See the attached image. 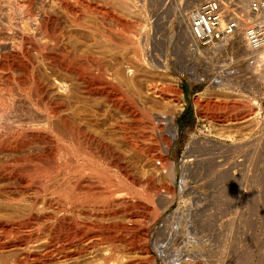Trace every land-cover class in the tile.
Wrapping results in <instances>:
<instances>
[{
  "label": "rangeland",
  "instance_id": "obj_1",
  "mask_svg": "<svg viewBox=\"0 0 264 264\" xmlns=\"http://www.w3.org/2000/svg\"><path fill=\"white\" fill-rule=\"evenodd\" d=\"M33 1L34 4L36 3L38 5L39 3L37 2L41 0H33ZM88 1L91 2L93 5L95 4V6L108 9L109 15L102 16L99 10L96 11L94 10L93 12L90 13L91 18L89 17L90 21L94 26L93 29H89V30L86 29V31L85 29L84 31L80 30L78 34L76 33L74 35L69 32L77 28L73 27L72 25L70 26L68 19L65 17L64 13H62L61 9H59L57 14L60 20L59 19L56 20L55 25L56 27H58V29L62 30L63 33L62 34L63 43L61 45H64L62 47L64 50L62 48L61 49L64 52L65 49L66 52H68L69 49L68 53H70L71 50H73L74 48L73 46L76 38V40H78V45L76 44L75 48H78L77 49L79 50L78 52L81 53L83 51L82 54H86L87 52V54L89 53L92 56H94V59L95 58L101 60L104 59V62L106 63L105 65L107 69H109L108 71L110 73H114V72H115L114 74H116L117 72L120 73L121 70L124 68L123 72L126 70L125 71L126 73L124 72L122 74L121 72L119 74L120 76L117 75V77L119 76L121 78L122 76L123 77L125 76L124 81L126 79L128 80L126 81L127 84L121 85L126 88L124 87L121 88V86L119 87L120 89L125 90V91L122 90V93L125 98L133 94L134 91L139 90V88L136 89L137 87L135 85H134L135 87L131 85L134 84L133 82L137 79L141 78V80L143 81V85H145L147 81L150 82L153 79H154L153 81H156L155 80L156 78L157 81L164 82L163 81L164 79L165 82L167 81L166 83H168L169 81L168 83L169 90L167 91L168 94L166 93V95L176 98L177 105L180 104L179 106L174 105L175 107H173L174 115H175L174 122L178 128V137L173 145L172 158L176 161V165L179 170L177 171V174L178 173L180 174L181 160L183 158L186 144L189 143V145L191 144V146L192 145L194 146L191 149H189L191 150V153L193 149L194 151L192 153L193 155L186 156V159L193 158V160L188 161L189 163L186 171L187 174L186 199L184 198L176 199L171 204L169 209H167V211L165 212L163 210L164 207H160V206L158 207V210L160 209L159 210L160 213L163 212L164 215L167 214L170 217H172V221H170L171 223L167 222L166 224L165 223L163 224L162 222H154L155 220L150 218L151 216L149 211L137 205V208L134 207L133 210L131 209L128 211L120 212L112 216L110 215L111 217L109 216L107 219L105 218L106 220L105 219L101 220L100 221L101 224L102 223L103 224L106 223V225L123 224L126 226H137L141 229L146 228L145 229V231L147 230L146 233L144 230H143L144 232L142 233L146 234L148 236L147 237L148 239L151 237L152 240L153 238L154 246L152 247L151 243H149L147 245L148 246L147 249L149 250L150 254L154 255V258L156 257L155 258L156 264H197V263L198 264H264V98L261 92V88L258 90L256 88V86L258 87L259 85L253 87V89H256L257 91L255 90L253 93L249 95V96L254 95L255 98L254 97L253 98L258 102L257 104L252 97L243 98V97L231 96V93L226 94L218 89L209 88L208 85H212L211 79L205 78L201 82H194L190 79L189 75L187 74V70L186 72L183 73L180 72L172 61L173 59H175V57H172L174 56L173 53L169 56L170 71L164 73L163 71L158 72L157 69L151 68L152 66L149 63L150 61L148 58H146L147 55L145 53L143 55V52H146L144 49L145 46L143 44H142L143 52L141 51V49L140 52H142V56H144V58L141 56L142 57L141 60L137 61L135 58L132 57L133 50L137 48V46H140V44H138L139 39L136 40L137 43L136 44L134 40L130 38L131 40H133L131 42V40L128 38L129 34L127 32L125 33L124 31V27L122 25H118L119 24L118 21L114 20V18H111L110 16V14L112 13L111 15H114L113 17H116L118 20L125 22L127 21L132 23H138L139 21H143L145 24L143 29H146L145 31H146L147 45L149 44L148 46H150V48L152 46H155L156 48H158L159 46H160L159 48L167 47L168 50L170 51V49L174 50V48L180 49L182 47V45L180 46L182 41V36L179 34V30H180L179 28L183 25V23L182 21L179 20H182L184 16L187 17L188 16L187 13L189 12V10L199 0H189V1L188 0H131V1L126 0L127 2L125 4L128 6V8L124 6V10L126 11V13H124L125 12L124 10H123L124 12L120 11L117 5L114 3V1L111 0L110 1L88 0ZM41 3L43 2L41 1ZM75 3L82 10L84 9V7L79 2H75ZM2 4L3 2L0 3V10H2L3 7L5 9L0 11V17L2 13L5 12L6 8H8L6 3H4L3 6L1 7ZM47 5L49 6L50 2H48ZM129 8L130 11L131 10L133 11L130 12ZM184 21L186 20H183V22ZM0 26L2 27L1 18H0ZM165 26L168 28H166ZM33 27L36 28L35 25H32V28ZM101 27L104 28V31L106 33V36L104 37H102L99 32L102 29ZM34 28L32 30L31 29L27 30V35L30 33L28 37L31 36L30 38H32L30 39L31 41L29 40L31 42V45L33 44L36 45V47L37 46L40 47L41 46L40 44L43 43L49 44V41L47 39L48 35L46 34V32L42 28L40 29L39 28L34 29ZM172 34L174 37L172 36ZM135 35L137 37V34ZM71 36L74 38L72 39ZM138 36H139L138 38L142 37L141 34L140 35L138 34ZM136 37L135 39H137ZM66 38H68V40H66ZM170 40L172 41L171 44H170L171 42ZM29 41L25 42L24 40L21 39L19 34L12 33L11 31L6 30L5 28H0V44H1L0 45L1 46L0 75L2 76L0 80V87L1 90L3 89L2 91L4 95H6L10 89L11 91L13 90L14 92H19V90L24 86L23 84L25 83V79L28 77H27L26 69L16 66L15 64L13 65L12 62L14 63V59L12 58L11 55L7 54V52L5 53L6 50L3 51L2 47L10 46L11 42L12 43L14 42L13 45H15V47L13 51L16 50L15 52L18 53V55L21 54L20 57L23 58L24 55H22L23 52L22 50L25 49V47L26 49H29V47H31ZM33 45L31 48H33ZM36 47L34 46L33 50L29 49L30 51L28 52L29 53L31 52L30 57L31 59H33L32 62L33 63L35 62L34 63L35 72H38L36 74L38 75L39 78H41L43 77L42 75H44L43 71L46 70L45 58L41 57L43 56L42 54L37 53L38 51L36 49L38 48ZM79 48L82 50L81 52ZM5 55H9V56H5ZM91 55H84L85 59L82 60L81 58L79 61L81 60L87 61L86 58H92L90 57ZM100 55L103 59L99 57ZM143 59H146L149 62ZM127 68L128 70L132 71V72L130 71V74ZM116 69L117 70L119 69V71H117ZM112 70L114 71L112 72ZM9 76L10 77L13 76V77L10 78ZM123 77L121 79H123ZM9 78L10 79L13 78V80H9ZM20 80L24 82H21ZM132 80H134L132 83H128L131 82ZM21 85L23 86L20 87ZM127 85L128 86L131 85V88L127 87ZM10 86L11 88H9ZM127 88L132 90H128ZM143 89L144 88L140 90L142 95H144ZM206 89L211 91H208L209 93H207ZM171 90L173 91V93ZM126 91L128 93L124 94V92ZM130 91L133 92L131 93ZM201 91L202 92L205 91L204 92L205 97L198 94ZM205 93L208 96H206ZM134 94L133 95L136 97L135 92ZM197 95L203 98L201 99ZM134 96L132 97L133 100L131 99V101L135 100ZM207 97L209 100L207 99ZM93 98L96 97H91L89 101L84 102L85 104L83 102L79 103L80 108L86 107L85 110L83 108L79 109L78 111L79 114L77 115V117L80 118V119L77 118V121L80 120L79 122L84 125L82 126V128L84 127L83 131L86 135L82 134L81 131L79 133H74L75 137L73 136L74 139L71 140L72 144L75 147L79 148V150L81 151L83 150L82 146H88L91 147L92 149H96L97 148L96 146L100 142L108 144L111 146L114 153L117 152V154L121 155L119 162L122 167H119L116 163L104 157H100L101 159L100 158L94 159L90 157L89 162L87 163V169L84 170L83 173L82 171L75 173V177L79 178V174L82 173L84 176L80 175V178L83 180V184L80 185L84 187L88 186V189H90L89 192L91 193H89L90 195L88 193L85 194L84 196L86 198H84L82 194L80 195L78 193L80 197L77 196V199L76 198L75 199L79 201L78 198H81L80 199L81 201L79 202L77 201V203H75V207H73L74 210L72 209L71 214L70 212H66L64 216L67 217L74 216L72 218L76 217L75 219L77 221H81L80 219L84 220L85 218L81 217L80 215L82 212L81 210L83 209L80 203L81 202L83 203V201L89 199V197H90L89 201H91L92 193L95 194L96 192L98 193L102 191L111 192V193L113 192L112 193L113 194L112 197H113L116 194V191L120 190L122 193H124V195L120 198V200L123 199L129 202L138 201L137 202L138 204H142V205L146 204V206L148 204L147 207L149 208L151 207L152 210L154 208L153 204H155L156 202H153V204L150 201H149L150 203L148 202L147 200L148 198L146 195L147 191L145 188L144 181H146L149 178L152 184L156 186H160L162 183H164V181L166 182L168 180H165L164 177L158 175L157 170L154 169V167H152L153 165H149L150 162L147 163L146 160H144L145 158L143 159V154L141 152L133 151L129 143L124 141L122 137V133L125 132V134L127 133L128 135H131V137L134 136L133 141H137L136 139H138L137 142L139 143L143 142L142 144H144V142H146L145 144L147 145L149 142L154 146L156 145L157 147L158 146L160 147L161 146L159 144L160 141H158V138L156 137L155 134L156 131L152 130V132H154L155 134L154 141L145 140L143 138L144 135L149 133L151 129L146 128L145 126L142 127L141 124L140 126H138V124L135 125L134 122L136 121L137 118L134 117L132 113H130L127 110H123V111L120 110L119 112L118 111L119 109L113 108L111 106L108 107L109 109L106 108L105 110V107H103L104 109H102V107L98 105L99 104L98 100L97 99L94 100ZM136 98L138 99V97ZM129 99L127 101H130ZM137 99L135 100V103L137 102ZM150 99L151 97L149 98V100ZM153 99H151L153 100L152 102H154L156 98ZM150 101H147L146 103L147 104L151 103ZM157 101L158 100L156 99L155 102ZM139 102H137L138 104L136 103V109L137 112L140 115H143L144 117L141 116L140 118L139 117L138 118L139 119L144 118L143 120L145 121L148 119V117L144 113L143 111L144 109L142 108V106H140L141 104ZM155 102L152 104L153 105L157 104ZM158 103L159 105L158 104H157L158 106L155 105V108L161 107V103L159 101ZM224 105L226 106V108ZM214 106H216V110L213 108ZM221 106L222 107L224 106L223 109L221 108ZM202 107H204L205 109ZM140 108H142V111H140L141 110ZM90 111L92 113H90ZM81 112L83 113L85 112V113L83 114ZM142 112L143 114H141ZM97 114L99 115V117H97ZM104 116H106V119L104 118ZM95 117H97L99 121L104 119L103 122L105 121L106 123L103 125L101 124L99 126L98 125L96 126L95 122H92L94 121L93 118ZM227 117L236 119L235 120L236 123L234 125H226V123H224L223 120L225 118L227 119ZM89 121L90 123H88ZM117 121L119 122L121 121L120 123L123 122L122 123L123 125L125 124L123 126V128H125L124 130H122L123 128L120 129V127H116V125H111L112 124L111 122L115 124V122ZM219 122L221 123L219 124ZM105 127L106 129H104ZM227 132L229 134L230 132H232L231 135L233 136L231 140L230 137L224 136V134L225 135L228 134ZM88 136L91 137V139ZM205 156L208 157L206 158L207 160L203 158ZM209 156H210V160L214 159V162L212 164L213 168L211 166L212 162L210 163L209 161ZM198 158H200L199 159L200 162L195 161L196 159L198 160ZM201 160L203 161L205 160L204 162L206 163V166L205 163H203V161L201 162ZM23 165L27 167L31 166V164L29 165L28 163L27 165L26 164ZM214 166H216V170L218 171L214 169ZM213 169L217 173H215V171L213 172ZM208 172H210L209 173L210 175L208 174ZM214 174L218 176H215ZM178 175L177 177L179 179ZM137 180H139L141 183ZM135 181H137L138 184ZM213 181L215 182V184ZM81 191H85V189H82ZM76 192H78V190H76ZM161 202L164 203L163 201ZM93 203L94 204L96 203L95 206L98 205V201ZM93 203L91 204L92 207L94 205ZM100 203L101 204L98 205L99 207L94 206L98 210L99 208L106 207L105 201ZM167 204L165 202V205ZM101 205L104 206L102 207ZM83 210H86V208H84ZM131 212L134 213L133 216L135 214L136 215L134 217L130 216ZM66 224L67 223H65L64 225L63 222L62 229L65 230L64 226H66ZM99 234H100L99 230L90 229L88 231V234L84 236L85 238L83 237L84 239H79L78 237L74 238L77 242L74 243L75 240H73L72 245L69 248V251L72 250L71 247L73 248V250L79 249L80 247H81L80 249L83 250L77 254L80 256L76 255L77 257L73 259H69L70 260V261L68 260L69 264L70 263L71 264H108L111 263L112 261L114 262V259L115 260L118 259L120 261L122 260L121 261L122 264H125L124 262L126 261L127 264L130 263L131 261L133 262V264H149L148 262H150V258L148 257L149 256L148 252H146L148 250H146V248L144 247L145 242L144 243L142 242L143 244L141 242L139 244L138 242L132 245V243L129 244L126 241L121 242V240L115 239V242L113 241L114 242L113 244L112 241H108L110 240L109 238H104L102 236V233L100 235ZM149 235L151 236L149 237ZM86 236L88 238L87 242L85 241ZM124 237L127 238L128 235L126 234L120 239L122 238L124 239ZM140 237L143 236L141 235ZM77 239L83 240L81 241L83 243L82 244L79 243V240ZM104 248L105 249L109 248L110 253L114 251L112 255L109 253V255L105 257L106 259L105 261H103L104 258H101L102 256H104V254H102L104 252L103 250H105ZM81 253H83V255ZM122 255H124L123 258L125 259L120 258V256L122 257ZM99 257L102 260L99 259ZM107 258L109 260H107ZM117 261H115V263ZM118 262L117 264H121V262L119 263Z\"/></svg>",
  "mask_w": 264,
  "mask_h": 264
},
{
  "label": "bare ground",
  "instance_id": "obj_2",
  "mask_svg": "<svg viewBox=\"0 0 264 264\" xmlns=\"http://www.w3.org/2000/svg\"><path fill=\"white\" fill-rule=\"evenodd\" d=\"M41 1L43 3H41ZM41 1L37 2L39 3L37 5L36 3L34 4L33 0H0V3L1 2H3V4L6 3V5L8 6V8H6L5 12H3L0 17L1 25H2V27L0 26V28H5L6 30L11 31L12 33L19 34L22 40H24L25 42H28L32 38H30L31 36L28 37L30 33L27 35V30L31 29L32 25H35L37 29L42 28L46 32V34L48 35L46 36L48 37L47 39L49 41V44L46 43L47 44L46 45L43 43V44H40L41 46L39 45L40 47L38 46L36 47V45L32 44L33 48H31L32 47L31 42H30L31 40L29 41V44L31 45L29 49L33 50L35 46L36 48H38L36 49L38 52L37 51L36 52L42 54L43 56L41 57L45 58L46 70L43 71L44 75H42L43 77L41 78H39L38 75L36 74L38 72H35V69H34L35 62L34 63L32 62L33 59H31L30 57L31 52L30 53L28 52L30 51L29 49H26V47L23 50L21 49L23 51L22 55H24L25 57V58L23 57L24 58L23 59L22 57H20L21 55L20 53H19L20 55H18V53L15 52L16 50L13 51L15 47V45H13L14 42L13 43L11 42L10 46L2 47L3 51L6 50L5 53L7 52V54L11 55L12 58L14 59V63L12 62L13 65L15 64L16 66L26 69L28 78H26L27 80L25 79L24 84L22 83L24 86L23 85L20 86V87L22 86L23 87L19 90V92H14L13 90L11 91L10 89L9 92H7V94L5 93L6 95H4L2 91L3 89L1 90V87H0V264H55V263L69 264L68 260L73 259L77 256H80L77 254L83 250V249H80L81 247L75 250H73V248L71 247L72 250L70 249L71 251H69V248L72 245L73 240H75L74 238L78 237L79 239H84L85 238L84 236L88 234V231L90 229L99 230L100 234L102 233V236L104 238H109L110 240L108 239L107 240L112 241V242L113 241L115 242V239L121 240V242L126 241L129 244L132 243V245L138 242L139 244L140 242L141 243L145 242L144 247L146 248V250H148L147 245L151 243L153 247L154 241H153V238L151 240V237H150L151 235H149L150 238L148 239L147 238L148 236L142 233L145 231L146 228L141 229L137 226H126L123 224H114V225L107 224L106 225L105 222H104L105 224L103 223L101 224L100 221L105 218L107 219L110 215L112 216V215L118 214L123 211H128L131 209L133 210L134 207L137 208V205H139V207L141 206L143 209L149 211L150 216H151L150 218L154 219L155 220L154 222H162L163 224L164 223L166 224L167 222L172 221V217H170L167 214L164 215L163 212L160 213L159 212L160 209L158 210V207L159 206L164 207L165 209L163 208V210L165 212L167 211V209H169L171 204L176 199H181V198L186 199V175H187L186 171L188 168V163H189L188 161L193 160V158H189V157H188L189 159H186V156L193 155L192 154L194 152L193 149H192V153H191V150L189 149H191L194 146L193 145L191 146V144L189 145V143L186 144L183 158L181 160L180 174L178 173L179 174L178 175L177 171L179 170L177 168L176 161L172 158L173 145L178 137V128L174 122L175 115H174V108H173L177 105V103H176V98L166 95L167 91L169 90V86H168L169 81L168 83H166L167 81L165 82V79H164L163 80L165 82L164 83L162 81H157V78L155 79L156 81H153L154 79L152 78L153 80L148 82L145 79L147 83L143 85V81L140 78L135 81L132 80L131 82H128V83H132L134 81L133 82L134 84H131V85H133V87L136 86L137 87L136 89L139 88V90L137 91L133 90L136 93V97H138V99L134 96L135 94L133 91L132 92L134 95L133 94L131 95L135 97L134 98L135 100L137 99V102L140 101L139 102L141 104L140 106H142V108L144 109L143 110L144 113L148 117V119L145 121L143 120L144 118L139 119L141 116L142 117L144 116L140 115L137 112V109H136L137 102L135 103V100L131 101V99L133 100L132 98L133 96L130 95L131 91L129 92V95L131 97L128 95L130 99L129 97H126L130 101H127L128 99H126L122 93V90L124 89L119 88L121 85L127 84L126 81L128 80L126 79L124 81L125 76L123 77L121 75L123 79H121L122 77L121 78L119 77L120 76L119 74L121 72L123 74L126 70L123 72V69H124L123 68L120 73L118 72L116 74H114L115 72L110 73L101 55L99 57H101L103 60L97 59V58L94 59V56H92L89 53L87 54V52L86 54H82L83 51L80 48H79L80 52L81 51L82 52L81 53L78 52L79 51L77 50L78 48H75V45L76 44L78 45V40H76V38L74 41L73 50H71V52L68 53L69 49H68V52H66V49H65V52H64L63 51L64 49L62 48L64 45H61L63 43L62 42L63 41L62 30L58 29V27H56L55 25L56 20L59 19L57 12L59 9H61L62 13H64L65 17L68 19L70 26L72 25L73 27H76L77 29H79L77 30L74 28L75 30H71L69 32L75 35L76 33L78 34L80 30L84 31L85 29L86 31V29L87 30L93 29L94 26L92 22L90 21L91 12H93L94 10L95 11L99 10L102 16L109 15L108 9L95 6V4L93 5L88 0H77V1L76 0H41ZM111 1H114L118 9L122 12L125 11L124 6L128 8V6L125 4L128 0L127 1L126 0H111ZM45 2L47 3L50 2V5L48 6L47 3ZM75 2H79L84 7V9L82 10L79 6H77ZM3 4L1 5V7L3 6ZM3 9L5 8L3 7ZM129 11H130V8H129ZM124 13H126V11ZM111 14H110L111 18H114V20L118 21L119 23V24L117 23L118 25H122L124 27L125 33L127 32L129 34L128 35L129 39L130 38L133 39L135 43H136V40L139 39L138 44H140L141 48L140 46H137V48H135L134 50L132 49L133 58H135L137 61H140L142 57L144 58V56H142V52H143L142 44H143L145 46L144 49L146 51V52H143V55L145 53L147 55L146 58H148L150 62L147 61L146 59H143V60H146L147 62H149L150 65L152 66L151 67L152 69L155 68L158 70V72L163 71V73L170 71V66H169L170 57L169 56L173 53L174 56L172 57H175V59L172 58L173 59L172 61L174 65L176 66V68L180 72L186 71L185 37H186L188 29L186 26V21L183 22V20H186V16H184L182 20H179V21H182L183 23L182 25L183 27L181 26L179 28L180 29L179 34L182 36V41H181L180 46L182 45V47L180 49L178 48L177 49L174 48V50L170 49L169 51L167 47H163L164 45L161 46L163 48H159L160 46L158 48H156L155 46H152L150 48V46H148L149 44L147 45L146 31H145L146 29H143L145 26L143 21H139L138 23L120 21L116 17H113L114 15H111ZM99 32L102 37L106 36L104 28H102L101 31ZM135 34H137V37ZM138 34L139 35L141 34L142 37L138 38L139 37ZM72 36L71 38L73 39L74 37ZM135 37L137 39H135ZM66 40H68V38H66ZM133 40H131V42ZM171 43L172 41L170 42V44ZM23 48H24V45H23ZM140 49L142 52H140ZM9 55H5V56H9ZM84 55H91L90 57L92 58H86L87 61H82L85 59ZM81 58L82 60L79 61ZM256 58H257L256 61L258 65H262V62H264V50L263 49L257 52ZM119 69L118 70L116 69V70L119 71ZM113 71L114 70H112V72ZM128 71L130 74L131 70H128ZM117 75L119 76L117 77ZM1 77L2 76L0 75V80H1ZM10 78L9 80H13V78L12 79ZM194 79L196 80L199 78L194 77ZM21 82H24V81H21ZM131 85L129 86L127 85V87L131 88ZM208 86L209 88L218 89L221 92H224L226 94L231 93V96H237L234 93L230 92L229 90L224 89L223 87H220L219 85L217 88L212 87L210 85ZM123 87L124 86H121V88ZM9 88H11V86ZM142 88H144L143 89L144 95H142L140 91L142 90ZM128 90H132V89H128ZM208 91H211V90H207V93H209ZM201 92H199L198 94L201 96H204L205 91H203L202 93ZM125 93L127 94L128 92L126 91L124 92V94ZM206 96L208 95L206 94ZM91 97H96L93 99L98 100L99 104L98 103L97 104L100 105L102 109H104L103 107H105V110H106V108L111 106L113 108L119 109L118 110L119 112L120 110L129 111L130 113H132V115H134V117L137 118V119L135 118L136 119V121L134 122L135 125L138 124V126H140L141 124L142 127L145 126L146 128L151 129L149 133L144 135L143 138L145 140L154 141L155 140L154 137L156 134L158 141H160L159 143L161 145L160 147L159 146L157 147L156 145L154 146L150 144L149 142L148 144L150 145L148 144L146 145L145 144L146 142H144L145 144L144 145L142 144L143 142H140V143L137 142L138 139H136L137 141H133L134 136L131 137V135H128L127 133L125 134V132L122 133V137L124 141L129 143L133 151L141 152L143 154V159L145 158L144 160H146L147 163L150 162L149 165H153L152 167H154V169L157 170L158 175H161L162 177L165 178V180H168L166 182L164 181V183H162L161 185L159 184L160 186H156L152 184L149 178L146 181H144L145 188L147 191L146 195L148 198L147 199L148 202L150 201L152 204L153 202H156L155 204H153L154 208L152 207L153 208L152 210H151V207L150 208L147 207L148 204L147 206L146 204H144L145 205L144 207V205L138 204L137 203L138 201L129 202L123 199L120 200V198L124 195V193H122L120 190L119 191L115 190L116 194L113 197H112L113 192L111 193V192L102 191L98 193L96 192L95 194L92 193L91 201H89L90 197L89 199L84 200L85 202L82 200L83 203L82 202L80 203L81 207H83V209L86 208V210L82 209L81 210L82 212L80 215L81 217L85 218L84 220L79 218L81 221H77L75 219L76 217L72 218L74 216L72 217L64 216L66 212H70L71 214L72 209L74 210L73 207H75V203H77L78 201L76 200L77 196L80 197L79 194L80 195L82 194L84 196L87 193L88 194L91 193L89 192L90 189H88V186L84 187L80 185V184H83V180L80 178V175H83L82 174L83 171L87 169V163L89 162L90 157L94 159L104 157L116 163L119 167H122L119 162L121 155L117 154V152L114 153L111 146L108 144H105L99 141L100 143L96 146L97 150L92 149L91 147H88V146H82L83 148L82 151L72 144L71 140L74 139L73 138L74 133H79L81 131L82 134H85L83 131L84 127L82 128V126L84 125L79 122L80 120L77 121V118H78L77 115L79 114L78 112L79 109L83 108L85 110L86 107L80 108L79 103L81 102L84 103L85 101H89ZM148 97L149 98L151 97V99L156 98L161 103V107L155 108V105L156 106L159 105L158 101L155 102L156 101L155 99L154 102L157 103L158 105L157 104L153 105L152 103L154 102L152 101L154 99L153 100L150 99L151 100L150 101ZM198 97L201 98L200 96ZM147 101H150L151 103H148L149 104L148 105L146 103ZM207 104H208V101H207ZM223 107L221 106L222 109ZM142 108H140L141 109L140 111H142ZM213 108L216 110V106H214ZM90 113L92 112L90 111ZM141 114H143V112ZM97 117H99L98 114H97ZM97 117L93 118L94 121H92V122H95L96 126L97 125L99 126L101 124L103 125L106 123L105 121L103 122L104 119L99 121ZM104 118L106 119V116H104ZM140 120H142L143 122ZM235 120L236 119L234 118L227 117V119L225 118L223 121L224 123H226V125H234L236 123ZM113 122H111L112 123L111 125H116V127H120V129L123 128V126L125 125V124L124 125L122 124L123 122L120 123L121 121L120 122L117 121L115 122V124H113ZM88 123H90V121ZM220 123L221 122H219V124ZM104 129H106V127ZM124 129L125 128H123L122 130ZM152 130L156 131V133L154 134ZM231 133L232 132H230V134L229 133L226 135L224 134V136L230 137V140H231L233 136L231 135ZM89 138L91 139V137ZM186 147H187V150H186ZM203 158L206 159L208 157L205 156ZM199 159L200 158H198V160L196 159L195 161L200 162ZM202 161L203 160H201V162ZM204 161L203 163H205ZM209 161L210 163L212 162L211 166L213 168L212 164L214 162V159L210 160V156H209ZM27 163L29 165L31 164V166L27 167L23 165V164L27 165ZM205 166H206V163H205ZM216 166H214L215 170H216ZM214 169H213V172L215 171ZM79 171L80 172L82 171V173L79 174V178L75 177V173H78ZM216 171L215 173H217ZM209 173L210 172H208V174ZM177 175L179 176V179ZM215 176H218V175H215ZM82 189H85V191H81ZM76 190H78V192H76ZM84 198L86 197L84 196ZM74 199L76 200V202ZM78 199L79 201H81L80 200L81 198H78ZM96 201H98V205L101 204L100 202L105 201L106 207L99 208L98 210L97 208H95L98 205L95 206L96 203L95 204L93 203ZM161 201H163L164 203H162ZM165 202L166 204L167 203L168 204L165 205ZM92 203L94 204L93 207L91 206ZM62 206L64 209L62 208ZM81 207H78V208H81ZM133 214L134 213L131 212L130 216L134 217L136 215L135 214L133 216ZM63 222H64V225L65 223H67L66 226H64L65 230L62 229ZM61 229L63 230V233ZM126 234L128 235L127 238L124 237V239L123 238L120 239ZM141 235L143 237H140ZM104 238H101V239H104ZM87 239L88 238L86 236V240H85L86 242H87ZM81 241L83 240H79V243L82 244L83 242ZM75 242L77 241L75 240L74 243ZM103 251L104 252L103 253L101 252V253L104 254V256L101 255L102 256L101 258H104L103 261H105L106 260L105 257L109 255L110 251H109V248ZM146 252H148L149 254L148 257L150 258V262L148 263L156 264V260H155L156 257L154 258V255L150 254L149 250ZM83 253H86V252H83ZM83 253L81 254L83 255ZM112 253L110 254L112 255ZM123 256L124 255H122V257L120 256V258L125 259L123 258ZM101 258L99 257V259ZM107 260L109 259L107 258ZM117 260L114 259V262L112 261L111 263H108V264H117L118 261L119 262L122 261V260L121 261L120 260L117 261ZM115 261L117 262L115 263ZM126 262L124 263L127 264ZM131 263L133 264L132 261L128 264H131Z\"/></svg>",
  "mask_w": 264,
  "mask_h": 264
},
{
  "label": "built area",
  "instance_id": "obj_3",
  "mask_svg": "<svg viewBox=\"0 0 264 264\" xmlns=\"http://www.w3.org/2000/svg\"><path fill=\"white\" fill-rule=\"evenodd\" d=\"M186 26V70L192 81L211 79L210 86L243 98H253L249 95L259 85L264 98V62L256 61L264 50V0H199Z\"/></svg>",
  "mask_w": 264,
  "mask_h": 264
}]
</instances>
